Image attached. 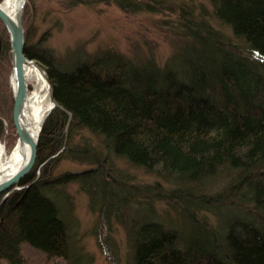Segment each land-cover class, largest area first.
Wrapping results in <instances>:
<instances>
[{
	"label": "trees",
	"instance_id": "1",
	"mask_svg": "<svg viewBox=\"0 0 264 264\" xmlns=\"http://www.w3.org/2000/svg\"><path fill=\"white\" fill-rule=\"evenodd\" d=\"M85 1L143 12L174 2ZM209 1L213 24L190 20L172 55L177 62L162 67L112 51L63 67L52 51L25 43V57L45 70L57 107L42 125L21 189L0 196V264H22L23 245L46 259L91 264L72 252L78 246L69 224L45 193L70 183L106 221L124 222L130 264H264V0ZM10 71L0 22V107L8 114ZM60 159L88 169L51 178L47 164ZM116 160L156 181L131 184ZM155 201L174 205L189 232L180 238L164 229ZM226 209L236 215L218 220Z\"/></svg>",
	"mask_w": 264,
	"mask_h": 264
},
{
	"label": "rangeland",
	"instance_id": "2",
	"mask_svg": "<svg viewBox=\"0 0 264 264\" xmlns=\"http://www.w3.org/2000/svg\"><path fill=\"white\" fill-rule=\"evenodd\" d=\"M211 12L209 0L168 1L162 6L154 7L153 12L125 11L112 1L89 3L85 0H26L21 23L25 43L52 51L57 60L63 61V67L91 60L105 51L121 54L134 63L153 60L162 67L175 61L172 55L182 44L179 35L188 22L202 19L213 24ZM27 87L28 91L32 89L31 84ZM11 98V113L8 114L5 107H0L5 113L0 114L6 119L0 142L7 149L17 140L12 123V93ZM47 161L38 167L37 173ZM113 163L116 171L125 172L131 177V184L142 186L156 181L152 175L126 165L122 160ZM47 166L51 170V178L65 172L75 173L88 169V166L67 159H60L51 166L48 163ZM45 193L57 203L64 220L69 224L71 241L74 248L78 246L72 251L75 255L80 251L85 253L88 255L85 259L91 264H130L131 253L124 222L118 223L111 218L106 221L99 212L91 210L88 196L77 184L70 183L58 187L56 191L46 189ZM173 206L155 201V220L164 229L173 231L181 238L183 233L186 234L185 229L188 232L190 229H187L186 222L172 214L170 207ZM235 215L231 209L216 214L220 221L231 219ZM197 217L202 220V213ZM136 218L132 217V221H137ZM210 223L218 225L213 218H210ZM21 256L22 264H67L61 258L46 259L43 254L26 245L21 247Z\"/></svg>",
	"mask_w": 264,
	"mask_h": 264
},
{
	"label": "water",
	"instance_id": "3",
	"mask_svg": "<svg viewBox=\"0 0 264 264\" xmlns=\"http://www.w3.org/2000/svg\"><path fill=\"white\" fill-rule=\"evenodd\" d=\"M25 3L26 0H21L20 2H18V5L16 7V14L13 19L7 16L0 9V22L4 25L7 31L10 44L11 73L9 82L13 97L12 123L19 143L21 145L27 143L29 146V154L22 168H20L19 171H17V173L8 180L0 182V194H4L3 200L8 196L9 193L21 189L17 185L27 174H29L36 160L38 138L42 129V125L50 112L57 107V104L53 99L52 85L47 77L45 70L39 64L27 59L24 54L25 36L24 29L21 23V17ZM30 63H34V65H36L44 75L49 85L51 101L53 102L52 107L43 119L35 138H33L27 131V129L24 128L20 123L21 109L27 94V83L25 81L24 68Z\"/></svg>",
	"mask_w": 264,
	"mask_h": 264
},
{
	"label": "bare ground",
	"instance_id": "4",
	"mask_svg": "<svg viewBox=\"0 0 264 264\" xmlns=\"http://www.w3.org/2000/svg\"><path fill=\"white\" fill-rule=\"evenodd\" d=\"M20 1L0 0V9L13 19L16 14V7ZM24 76L27 85L31 84L32 89L28 91L27 87V94L21 109L20 123L35 138L53 102L51 101L49 85L34 63L25 66ZM28 154V144L24 143L21 145L18 138L16 143L9 149L0 142V182L14 176L24 165Z\"/></svg>",
	"mask_w": 264,
	"mask_h": 264
}]
</instances>
